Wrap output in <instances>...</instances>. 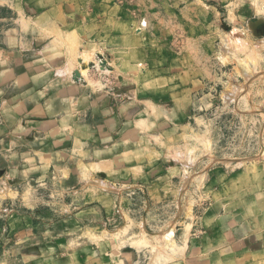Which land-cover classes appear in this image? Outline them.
Masks as SVG:
<instances>
[{"label":"rangeland","instance_id":"1","mask_svg":"<svg viewBox=\"0 0 264 264\" xmlns=\"http://www.w3.org/2000/svg\"><path fill=\"white\" fill-rule=\"evenodd\" d=\"M190 1L193 16L186 5L164 16L150 9L156 29H134L126 53L119 46L126 79L95 62L82 68L79 58L97 48L72 35L60 53H41L38 42L19 48L14 72L29 77L0 82V264H264V0ZM114 3L132 14L152 5ZM100 25L94 35L106 36ZM0 61L6 75L11 60ZM61 87L87 94L62 107L67 125L58 123L63 112L41 126L59 109ZM95 88L139 111L136 140L119 150L136 147L152 172L146 180L81 178L77 141L92 144ZM60 151L64 159H52ZM91 185L112 203L86 202Z\"/></svg>","mask_w":264,"mask_h":264},{"label":"crops","instance_id":"2","mask_svg":"<svg viewBox=\"0 0 264 264\" xmlns=\"http://www.w3.org/2000/svg\"><path fill=\"white\" fill-rule=\"evenodd\" d=\"M114 1L115 0H103L102 6L107 9L102 13L100 11V0H86L85 2L84 0H0V59L7 58V60H11V65L9 64L7 68L10 69L11 67V69L6 71V75L4 71L2 72L0 82L4 84L5 78L11 77V87H14V84L19 85L21 77H29V74L21 76L18 71L14 72V63L16 56L19 54L20 47L26 46L30 49L32 43L38 42L41 48L40 50H42L41 53L54 54V51L60 53L62 51H58V48L63 46L65 42L64 39L67 35H72L76 44L78 42L79 45H82L83 47L96 46L97 48L91 55L86 52L84 55L83 52L82 55L84 56H81L78 60L82 68L87 66L88 63H98L103 58L102 60L105 59L108 66L103 68L104 70L102 71L107 69L105 73H112V77L115 76L116 78L117 76L126 79L128 76L120 70L119 60L117 59L116 53L121 50L119 46L124 47L123 53H126L128 47V51H130L134 29L135 32H141L140 34H143L146 29L149 31L156 29V26L153 25V19L148 14L151 12L150 9H154L155 7L158 8L160 6L157 15L164 16L166 13H170L176 8L186 5L188 16H193L195 13L191 9L193 2L190 0H144L147 4L151 3V7L147 6L146 8L144 7L141 10L135 11L133 13L134 15L129 10H125L127 7H119ZM223 1L228 2L226 0ZM154 3L156 6H153ZM90 4L92 7L95 4V11L84 7ZM111 6L113 9L109 10ZM210 13L211 9L208 7L204 17L206 15L208 16ZM117 14L120 16H117ZM101 16H103L102 21ZM135 16H138L139 18ZM170 16L173 20L174 17L172 13ZM163 20L164 19L161 18L160 22ZM101 22H104V25L106 24V30L108 31L106 36H100V31L97 36L94 35V32L101 30L103 27L100 25ZM143 22L147 27L142 26L141 29V25L139 26V24ZM115 27L124 28L123 36H114L115 32L113 28ZM137 29L141 30L137 31ZM83 31H91L93 33L91 37L87 35L84 36L82 34ZM88 37H90V39ZM121 40L124 41L119 42ZM134 40L139 41L136 35H134ZM110 47H113L112 51L108 49L106 50V48ZM117 49L119 51H117ZM86 57H88V62ZM68 62L69 61H67V63ZM0 65L2 66L0 69L1 72L4 69L2 61H0ZM59 72L60 71H58V75H61ZM174 73L176 72H171L172 78H180V74ZM187 75L190 76V72H187ZM191 75L194 77L193 79H195V76L193 74ZM71 89L72 88L67 89L64 87L58 89L55 93L57 94L55 99L58 101L57 104L59 105V109L54 106L53 112H51V108L48 111V108L51 107L52 104V100H48V112L47 114H44L45 121L44 123L39 121L40 124L42 123L41 126L53 121L50 120L47 122L46 117H51V115L56 114L61 116L63 112L66 113L65 118H59L58 123L60 126L67 125L66 119L68 117V111L62 109V107L74 105L76 100L77 103L80 104V97L87 94L84 89H80L82 92H78L77 88L74 90ZM122 90L124 89L117 88L115 92H123ZM91 93L92 96L94 95L91 102L92 118H90V121L86 122V125L89 124L93 130V133L89 135L92 137L89 139V142H92V144L84 143V139H79V141H77L82 144V149H80V151L82 150V154H80V157L85 159V161L80 163L78 168L81 173V178L89 180L96 177V175H101L110 181L125 183L133 182V180H146L147 175L152 172L147 168H143V163L136 160L138 158V156L135 155V153H137L136 147L119 150L121 142L126 143V140L129 139L131 141L136 140L133 136L137 133V129L142 122L139 119V111L131 110L129 108L131 102L114 106L111 102V96L103 92H98L97 88ZM77 94L82 95H79V98H75V95ZM15 102L12 103L15 104ZM4 103L6 102H3V104ZM132 113H135L134 119L130 117ZM76 117H78V115ZM77 120L81 121L80 125H85L84 120L80 117L77 118ZM33 122L36 123V121ZM131 124L134 128H127V130H125L126 126ZM85 147H87V149H85L86 151L84 150ZM65 155V153L60 151L59 153H56L55 156L52 154V159L55 160L56 156L64 159ZM126 158H133V162L125 161ZM58 162L59 170L69 174V171L62 170L65 169V165L60 164V161ZM87 191L88 193L86 192L87 194L85 196L86 202L97 201L100 203V201H102L105 203H112V199L98 193L97 190L94 189V186L88 188ZM104 206L106 205L104 204Z\"/></svg>","mask_w":264,"mask_h":264},{"label":"bare ground","instance_id":"3","mask_svg":"<svg viewBox=\"0 0 264 264\" xmlns=\"http://www.w3.org/2000/svg\"><path fill=\"white\" fill-rule=\"evenodd\" d=\"M103 59V58H102ZM101 59V61H99L98 62V65H99V68L100 69H102V70H104L103 68H105V67H107L108 66V63H107V61L104 59V60H102ZM107 70V69H106ZM105 70V71H106ZM86 71H83V73H85ZM75 77V76H74ZM79 78V77H78ZM78 83V82H77Z\"/></svg>","mask_w":264,"mask_h":264}]
</instances>
